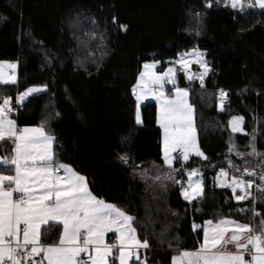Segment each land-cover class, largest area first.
<instances>
[{"label": "trees", "instance_id": "trees-1", "mask_svg": "<svg viewBox=\"0 0 264 264\" xmlns=\"http://www.w3.org/2000/svg\"><path fill=\"white\" fill-rule=\"evenodd\" d=\"M195 47L210 67L205 86L197 85L193 73L202 71L195 67L192 79L178 72L176 85L189 91L207 159L190 154L170 168L162 159L156 104L141 105L137 123L133 86L143 62L177 59ZM0 60L17 62V83L0 84V101L43 88L13 115L17 125L43 127L55 138L58 162L84 175L95 196L136 218L138 239L150 244L139 252L147 264H170L175 252L198 248L202 231L193 225L206 219H264L239 211L255 206L264 213V194L257 192L255 205L236 202L230 189L211 183L221 168L239 176L245 160L261 172V157L248 153L250 142L264 153V10L233 9L226 0H0ZM220 90L227 93L222 106ZM233 115L244 118L242 133L229 129ZM192 169L204 192L188 202L182 186ZM50 225L42 227L43 244L56 243L61 233L59 224Z\"/></svg>", "mask_w": 264, "mask_h": 264}, {"label": "snow or ice", "instance_id": "snow-or-ice-1", "mask_svg": "<svg viewBox=\"0 0 264 264\" xmlns=\"http://www.w3.org/2000/svg\"><path fill=\"white\" fill-rule=\"evenodd\" d=\"M226 3L241 11L246 7L244 0H226ZM247 7L264 10V0H254V3L249 0ZM95 38L96 34L93 33ZM99 38L102 40L103 36ZM191 55L196 56L195 62L203 69L199 76L203 82V77L210 71L203 53L193 50L182 54L177 63L187 68L185 57ZM155 67V64H145L137 84L133 86L137 102V123L141 122L140 103L151 95L156 100L157 123L163 131L165 165L171 168L174 159L186 162L190 154L207 159L198 146L194 106L189 103L188 90L176 86L173 68L157 74ZM8 68L14 70L16 65L9 64ZM187 78L193 77L188 75ZM165 82L173 85V97L165 95ZM16 83L14 71L6 75L0 64V84ZM39 91L40 88L30 87L19 93L16 105L22 104L25 98ZM219 95L222 106L227 93L220 90ZM14 107L11 97L5 94L0 101V142L11 140L13 147L10 157H0V168H14V175L0 173V264H43V261H47V264H109V257L117 245L119 264H129L133 256L139 264H147L146 260L141 261L138 250L148 249L150 244L147 239L141 241L137 238V230L133 227L136 218L128 215L126 210L95 196L89 190L84 175L71 165L58 162L53 148L55 138L43 127L18 128L10 116ZM243 122L242 116L233 117L229 122L232 131H243ZM249 147L252 149L249 156L261 157L257 165L261 169L259 175L256 168L247 166L250 162L245 160L243 172L239 176L234 175L230 182L221 181L222 177L228 175L221 168L217 173V186L230 188L237 202L249 201L251 198L255 205L257 198L253 195V187L264 194V153L258 152L254 143L250 142ZM235 148V145H230L229 151H235ZM177 149L181 151V157L173 156ZM236 154L244 155L238 151ZM119 159L125 164L129 161L127 155ZM229 166L239 171V167L233 165L231 160ZM146 172L145 169L140 175ZM187 175V187L182 189V195L191 202L203 195V181L198 169H192ZM257 176L259 183L253 179ZM239 211L245 214L251 211L253 217L264 216L255 206ZM53 220L63 224V231L58 243L45 246L42 243L45 238L42 226L51 227L49 221ZM196 228L194 224L193 229ZM108 232H115L116 244L105 242V234ZM203 233L200 248L181 251L178 257L173 256V264H264V219L260 220L258 228L228 217L215 223L209 220L203 226ZM229 244L234 246V252L227 250ZM40 254L42 260H35L34 257ZM81 254L87 260L82 259Z\"/></svg>", "mask_w": 264, "mask_h": 264}, {"label": "crops", "instance_id": "crops-1", "mask_svg": "<svg viewBox=\"0 0 264 264\" xmlns=\"http://www.w3.org/2000/svg\"><path fill=\"white\" fill-rule=\"evenodd\" d=\"M258 8V7H257ZM0 64H2L3 65V67H4V72H5V74L6 75H8V73H7V69H8V65L9 64H11V62L10 61H4V63H0ZM145 64H155L156 65V67H155V69H154V71L157 73V74H161V73H164L168 68H173L175 71H174V77H175V84H176V81H177V79H176V74L178 73V72H181V73H186L187 75H189L191 72H189V70L191 69H188V68H186V69H182L181 67H179L178 65H176L174 62H171V61H168V60H165V61H163V62H160V61H146V62H143L142 63V65H141V69H140V72L141 71H144V68H143V66L145 65ZM6 67H7V69H6ZM140 72H139V74H140ZM139 74H138V77H139ZM193 74H195V73H193ZM199 74H195V75H193V77H197ZM138 77H137V79H138ZM136 84H137V81H136ZM135 84V85H136ZM177 86V85H176ZM35 88H38V87H35ZM164 88H165V95L166 96H168V97H173L174 95H175V93H174V91H173V85L172 84H169V83H167V82H165V84H164ZM180 88H183V87H180ZM41 89V91L43 90V88H40ZM168 89H171L172 90V92L171 93H167V90ZM184 89H186V88H184ZM188 90V89H187ZM41 91H39V92H41ZM35 93H38V92H35ZM33 94V93H32ZM134 97H135V95H134ZM188 99H189V103H190V96H189V91H188ZM135 100H136V97H135ZM147 102H154L155 104H156V123H157V115H158V111H157V103H156V100L151 96V95H149L146 99H143L142 101H141V103H140V107H141V105H143V104H145V103H147ZM136 104H137V102H136ZM191 104V103H190ZM192 105V104H191ZM10 116H11V118L13 119V120H15V122H16V119H15V117L14 116H12L11 114H10ZM16 124H17V122H16ZM194 124H195V112H194ZM157 125H158V127L160 128V126H159V124L157 123ZM18 126V125H17ZM242 126H243V124H242ZM24 127H40V126H37V125H26V126H18V128H24ZM243 132V131H242ZM242 132H240V133H242ZM160 134H161V153H162V159H163V131H162V129L160 128ZM12 147H13V144H12V141L11 140H9V141H7L6 143L5 142H0V157H5V156H8V157H10L11 155H12ZM177 150H179V149H177ZM173 156H174V153H173ZM175 157V156H174ZM163 162H164V159H163ZM176 162V159H174L173 160V164ZM220 172V171H219ZM0 173H3V174H5V175H14V168L12 169V170H9V169H7V168H0ZM62 174V173H61ZM200 178H201V176H200ZM229 179H230V177L227 175V177H222L221 178V181H228L229 182ZM187 181H188V175H187ZM212 185H214L216 188H226V187H219V186H217V174L214 176V178H213V180H212ZM228 189H230V188H228ZM231 190V189H230ZM232 192V191H231ZM237 194H239V190H237ZM234 201H236L235 199H234ZM188 202H190V201H188ZM237 202V201H236ZM220 219H222V218H209V219H206V220H204L202 223H201V225L200 226H197V228L196 229H198V228H201V231H202V236H201V239H200V242H199V245H198V248H196V249H189V250H187V251H195V250H197V249H199L200 248V245L203 243V237H204V233H203V226H204V224H205V222L206 221H209V220H212L214 223L216 222V221H218V220H220ZM230 219H232V218H230ZM234 220V219H233ZM50 223H57V224H59L60 225V227H61V233H62V231H63V224L60 222V221H56V220H53V221H49V224ZM242 223V222H241ZM254 228H258L259 226H260V223H253V224H251ZM43 226H45V225H43ZM42 226V227H43ZM60 233V234H61ZM60 236V235H59ZM137 238H138V236H137ZM59 242V238H58V240H57V242L56 243H58ZM105 242L107 243V244H109V245H113V244H116V234H115V232H108V233H106L105 234ZM53 244H55V243H53ZM43 245H50V244H43ZM118 245L116 246V248H114V250H113V255L111 256V257H109V264H119V260H118V256H119V250H118ZM142 250V248L141 249H139L138 250V253L140 252ZM227 250L228 251H235V248H234V246L233 245H231V244H229V245H227ZM181 251H185V250H180V251H177V252H175L173 255H172V258H173V256H179V253L181 252ZM36 257H38V260L39 261H41L42 260V254H40V255H38V256H36ZM172 258H171V261H170V264H173V261H172ZM249 257L246 255V259H248ZM134 259H136L135 258V256H133L132 258H130V260H129V264H131L132 263V261H134ZM43 264H47V261H43Z\"/></svg>", "mask_w": 264, "mask_h": 264}, {"label": "built area", "instance_id": "built-area-1", "mask_svg": "<svg viewBox=\"0 0 264 264\" xmlns=\"http://www.w3.org/2000/svg\"><path fill=\"white\" fill-rule=\"evenodd\" d=\"M193 50H196V51H198V52L201 53V51H200L197 47L190 49V50H189L188 52H186V53L193 52ZM186 53H185V54H186ZM190 58H191V61H188ZM203 58H204V56H203ZM180 59H181V58H177V59H168V61L174 62L176 65H178V66L181 67L182 69H186V68L182 67L180 63H177V61H179ZM185 60L187 61V64H188V67H187V68H188V69H190V68H192V67H195V68H197V69L203 71V69L199 66L198 63L195 62L196 60H195L192 56H186V57H185ZM204 60H205V58H204ZM11 63H12V64H15L16 67H17V62H11ZM207 65H208V64H207ZM208 66H209V65H208ZM209 68H210V67H209ZM13 71H14V70H10V71H9V74H11ZM14 73L17 75V68H16V71H14ZM199 76H200V74L196 77V79H197V85H198L199 87H202V88H203V87L205 86V76L203 77V82H201ZM16 97H17V95L15 96L14 99H12V103H13V105L15 106L13 112L11 113V114H13V115H16L17 112H18V110L21 108V104H20V105H16ZM174 156H175V157H181V156H182L181 151H180V150H176V152H174ZM176 161H179L180 164H181L182 166H183V164L185 163V161H183L182 159H176ZM242 172H243V171H242ZM245 178L247 179L248 177H245ZM253 179H255V180H256V183H257V177H254ZM187 182H188V181H187V175H186L185 182L183 183L182 189L185 188V187H187ZM252 192H253V195L256 197L257 191H256L255 187H253ZM250 199H251V198H250ZM81 258L84 259V260H87V257L84 256V254H81ZM141 261H144V259L141 258Z\"/></svg>", "mask_w": 264, "mask_h": 264}, {"label": "rangeland", "instance_id": "rangeland-1", "mask_svg": "<svg viewBox=\"0 0 264 264\" xmlns=\"http://www.w3.org/2000/svg\"><path fill=\"white\" fill-rule=\"evenodd\" d=\"M254 3V2H253ZM246 5H247V3H246ZM189 53H191V52H189ZM195 60H196V56L195 55H191ZM179 58H181V56L179 57ZM188 61H191V58L188 60ZM0 63H4V60H0ZM12 64V63H11ZM17 68V67H16ZM16 68L14 69V71H16ZM6 69H7V67H6ZM10 70H12V69H7V73H8V75H9V71ZM196 74V73H195ZM195 74H193V75H195ZM198 74V73H197ZM15 76H16V78H17V75L15 74ZM235 116H240V115H233L231 118H230V120H229V122L232 120V118L233 117H235ZM241 128L243 129V126L241 125ZM229 129L232 131V129H231V126H230V123H229ZM233 132V131H232ZM240 132H242V131H240ZM240 132H235V133H240ZM234 133V132H233Z\"/></svg>", "mask_w": 264, "mask_h": 264}, {"label": "water", "instance_id": "water-1", "mask_svg": "<svg viewBox=\"0 0 264 264\" xmlns=\"http://www.w3.org/2000/svg\"><path fill=\"white\" fill-rule=\"evenodd\" d=\"M11 115L13 116V114H11ZM231 179H232V176L230 177L229 182L231 181ZM34 259L37 260V261H39L38 260V257H34Z\"/></svg>", "mask_w": 264, "mask_h": 264}]
</instances>
